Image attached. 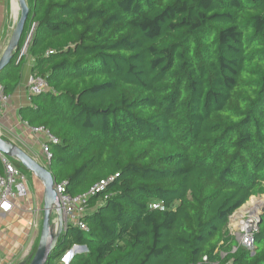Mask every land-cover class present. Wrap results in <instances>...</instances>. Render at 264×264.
Returning a JSON list of instances; mask_svg holds the SVG:
<instances>
[{"label":"trees","instance_id":"16d2710c","mask_svg":"<svg viewBox=\"0 0 264 264\" xmlns=\"http://www.w3.org/2000/svg\"><path fill=\"white\" fill-rule=\"evenodd\" d=\"M27 3L0 84L12 96L33 59L49 89L19 115L58 138L56 184L106 183L49 264L74 246L87 251L69 264H264V211L253 251L229 232L264 197V0Z\"/></svg>","mask_w":264,"mask_h":264},{"label":"crops","instance_id":"0c3cea01","mask_svg":"<svg viewBox=\"0 0 264 264\" xmlns=\"http://www.w3.org/2000/svg\"><path fill=\"white\" fill-rule=\"evenodd\" d=\"M20 14L18 0H0V57L8 45ZM34 63L33 59H28L23 67L21 85L10 96L7 105L0 103V135L14 142L33 158L39 159V156L44 158V137L33 133L19 115L22 107L31 105L27 85ZM43 204L44 197H37L32 186L27 198L16 201L12 212L6 216L0 215V264H24L30 258L41 236Z\"/></svg>","mask_w":264,"mask_h":264},{"label":"built area","instance_id":"2783aa9c","mask_svg":"<svg viewBox=\"0 0 264 264\" xmlns=\"http://www.w3.org/2000/svg\"><path fill=\"white\" fill-rule=\"evenodd\" d=\"M33 30L34 26L32 27L31 34ZM29 40L30 36L27 38L20 52V58L26 54ZM27 86L31 97L42 95L49 89L47 82L43 78L37 76H31ZM9 101L10 97L4 93V88L0 84V103L7 105ZM30 128L33 133L41 134L44 137V141L42 142V153L43 157L47 159L48 163H50L51 144H57L59 142L58 138L43 128ZM2 161L3 172H0V215L6 216L13 211L17 200L27 198L29 191H27V177L3 156ZM105 186L106 183L102 181L91 188L88 193L73 197L67 194L66 185L64 183L55 184V190L60 198L66 228L69 226H75L84 231L88 230L87 225L82 221L89 212L88 201L104 189ZM258 218L259 215L252 220L254 223L253 228L250 231L241 230L242 236L240 237L239 245L249 251H253L255 248L254 234L258 231ZM70 253L72 254L71 257H69ZM78 254H80V252H77L74 246L64 255L65 264H69ZM68 257L69 259H67Z\"/></svg>","mask_w":264,"mask_h":264},{"label":"water","instance_id":"95a60500","mask_svg":"<svg viewBox=\"0 0 264 264\" xmlns=\"http://www.w3.org/2000/svg\"><path fill=\"white\" fill-rule=\"evenodd\" d=\"M18 2L21 13L20 18L15 26L7 47L0 57V71L11 63L14 54L16 51H18L24 32L25 23L30 13V9L26 0H18ZM0 155L5 158H12L20 162V164H22V166L27 171L32 173L33 176L43 185L44 204L41 236L36 252L30 256V264H49L51 254L59 248L62 243L60 240L67 236L68 229L65 227L64 214L60 198L55 190V178L47 166L39 163L36 159L30 156L11 140L3 139L1 135ZM261 200L262 207L259 213L258 226L261 223L262 211H264V198ZM54 214L56 215V221L53 220ZM75 248L77 252H80V254L87 251L85 246H75ZM71 256L72 254L70 253L69 257ZM69 257L67 259H69Z\"/></svg>","mask_w":264,"mask_h":264},{"label":"rangeland","instance_id":"374dc122","mask_svg":"<svg viewBox=\"0 0 264 264\" xmlns=\"http://www.w3.org/2000/svg\"><path fill=\"white\" fill-rule=\"evenodd\" d=\"M34 159H36L42 165L46 166V161H47L46 158H42V156H39V159L38 158H34ZM29 173L30 172L28 171V174L26 175L27 180H28L27 181V191H29L30 188L33 186V189L35 190L37 197L38 196L39 197H43L44 196L43 185L41 184V182L38 179H36L33 176L32 173H31V175ZM255 198L257 200H260V199H263L264 197L263 198L262 197L261 198L255 197ZM249 202L245 206H243L241 209L247 207L248 204H249ZM240 210H238L234 215L231 216V219H230V222H229V232H230V235L233 236V237H235L238 243L240 241V237L242 236L241 228L239 226H237V222L240 223V218L237 217V216H236L235 219H233V218L235 217V215H237L239 212H241ZM260 210H261V207H260ZM248 219H249V214H247L246 216H244V220H248ZM53 220L56 221V215L55 214L53 215ZM60 262L62 264H65L64 256L62 257V259L60 260Z\"/></svg>","mask_w":264,"mask_h":264},{"label":"bare ground","instance_id":"6f19581e","mask_svg":"<svg viewBox=\"0 0 264 264\" xmlns=\"http://www.w3.org/2000/svg\"><path fill=\"white\" fill-rule=\"evenodd\" d=\"M260 207H262V200L252 198L248 206L241 209V212L235 215L233 219H235L236 216L240 218V223L237 222V226H239L242 231H250L253 228L254 221L252 220L256 218L257 215L260 213ZM247 214H249V219L244 220V216H246Z\"/></svg>","mask_w":264,"mask_h":264}]
</instances>
